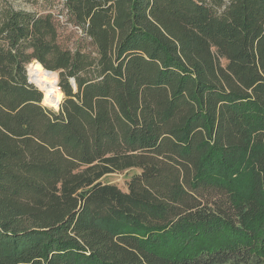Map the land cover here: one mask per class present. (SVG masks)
I'll use <instances>...</instances> for the list:
<instances>
[{
	"label": "trees",
	"instance_id": "1",
	"mask_svg": "<svg viewBox=\"0 0 264 264\" xmlns=\"http://www.w3.org/2000/svg\"><path fill=\"white\" fill-rule=\"evenodd\" d=\"M58 13L73 46L0 0V264H264V0ZM131 167L127 190L101 179Z\"/></svg>",
	"mask_w": 264,
	"mask_h": 264
},
{
	"label": "rangeland",
	"instance_id": "2",
	"mask_svg": "<svg viewBox=\"0 0 264 264\" xmlns=\"http://www.w3.org/2000/svg\"><path fill=\"white\" fill-rule=\"evenodd\" d=\"M64 0H11L13 6L17 9H25L28 11H53L54 13L59 15V23L58 28L60 29V40L62 44H65L66 46H73L74 41L79 37L81 34V30L76 28L75 26L68 24L66 21V17L64 15H60L58 12L60 8H62V3ZM37 70L40 71H46L43 68H41L38 64L30 65L28 75L29 73H33ZM51 74H54L55 76H58L59 80V74L56 71L50 72ZM55 94L58 97V100H61L64 98V94L59 91V89L55 88ZM58 105L49 106L51 108H58ZM140 172V169L137 167H131L130 169L122 170V171H116L113 173L105 174L101 177V179L104 182L111 183V184H117L119 187H121L123 190H127L128 182L130 181V178L133 174Z\"/></svg>",
	"mask_w": 264,
	"mask_h": 264
},
{
	"label": "bare ground",
	"instance_id": "3",
	"mask_svg": "<svg viewBox=\"0 0 264 264\" xmlns=\"http://www.w3.org/2000/svg\"><path fill=\"white\" fill-rule=\"evenodd\" d=\"M33 83L44 92L43 103L49 106L58 104L59 101L57 95L55 94V88L58 84V76L51 74L50 71H40L37 70L33 73H29Z\"/></svg>",
	"mask_w": 264,
	"mask_h": 264
},
{
	"label": "water",
	"instance_id": "4",
	"mask_svg": "<svg viewBox=\"0 0 264 264\" xmlns=\"http://www.w3.org/2000/svg\"><path fill=\"white\" fill-rule=\"evenodd\" d=\"M30 82L33 83V81L31 80V78H30ZM33 84H34V83H33ZM34 85H35V84H34ZM35 86H36V85H35ZM58 86H59V85H58ZM36 87H37V86H36ZM42 91H43V90H42ZM43 94H44V92H43ZM43 98H44V97H43ZM60 102H61V101H59L58 104H57V105H58V106H57L58 108L60 107ZM43 104L46 105L45 103H43ZM47 106H48V105H47Z\"/></svg>",
	"mask_w": 264,
	"mask_h": 264
}]
</instances>
